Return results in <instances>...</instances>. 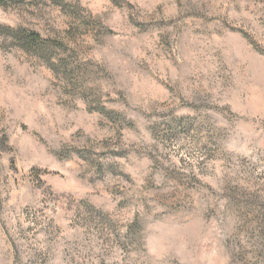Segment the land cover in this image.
<instances>
[{
  "label": "rangeland",
  "instance_id": "374dc122",
  "mask_svg": "<svg viewBox=\"0 0 264 264\" xmlns=\"http://www.w3.org/2000/svg\"><path fill=\"white\" fill-rule=\"evenodd\" d=\"M28 0L0 25V264H264V0Z\"/></svg>",
  "mask_w": 264,
  "mask_h": 264
},
{
  "label": "trees",
  "instance_id": "16d2710c",
  "mask_svg": "<svg viewBox=\"0 0 264 264\" xmlns=\"http://www.w3.org/2000/svg\"><path fill=\"white\" fill-rule=\"evenodd\" d=\"M28 0H0V4L8 6L9 4L25 3ZM56 4L66 5L63 0H54ZM0 32L4 33L14 41V43L27 52L35 54L42 58L55 71H60L64 66L67 72L73 74L75 68L70 69L66 57H59L57 51L64 47L63 43L57 39L45 38L40 32L26 27H11L0 25Z\"/></svg>",
  "mask_w": 264,
  "mask_h": 264
}]
</instances>
